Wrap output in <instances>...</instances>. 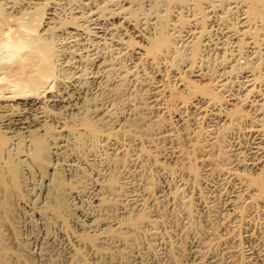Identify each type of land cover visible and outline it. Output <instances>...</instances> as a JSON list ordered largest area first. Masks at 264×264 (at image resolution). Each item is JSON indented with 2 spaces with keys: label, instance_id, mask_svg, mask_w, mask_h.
<instances>
[{
  "label": "rangeland",
  "instance_id": "374dc122",
  "mask_svg": "<svg viewBox=\"0 0 264 264\" xmlns=\"http://www.w3.org/2000/svg\"><path fill=\"white\" fill-rule=\"evenodd\" d=\"M115 1L123 0L93 2ZM0 2L26 19L45 9L35 33L56 38L71 61L63 73L81 86L76 118L96 120L0 151L22 161L16 180L0 159V263L264 264V177L250 165L264 103L235 105L264 82V21L249 18V0H142L130 21L150 33L164 25L159 53L140 49L132 26L108 15L103 24L127 29L114 34L124 43L84 34L85 47L60 46L48 13L88 0ZM248 74L254 87L242 84ZM12 98L0 94V103Z\"/></svg>",
  "mask_w": 264,
  "mask_h": 264
},
{
  "label": "bare ground",
  "instance_id": "6f19581e",
  "mask_svg": "<svg viewBox=\"0 0 264 264\" xmlns=\"http://www.w3.org/2000/svg\"><path fill=\"white\" fill-rule=\"evenodd\" d=\"M93 1L94 0H88V2H85L81 7L82 10L79 11L71 9V11L67 13L69 10L57 8L53 9V12L48 13L51 14V16L48 17V22L46 24L48 25V29L46 30H59V32L62 33L58 35H61V39L58 40L61 41L59 43L60 46L64 47L68 45L70 47L71 43H75L78 47H85L87 36H84V34H88L94 38L92 40L94 42L93 44H96L95 41L97 40V43L99 40H112L116 43H124L123 38L121 39L122 41L120 40L121 42L117 39L116 41L114 34L118 31L117 29H122L121 34L124 35L127 29L115 25L113 21L107 22V25L103 24L101 20L102 17L108 15L109 18H107V20L120 18L124 19L128 25H131L133 35L141 39L145 44L144 46L142 44L140 49L144 50L146 53L164 52L166 49L164 48L166 46L165 39H167H163V37L166 36L164 25L160 27L159 31L150 33L141 24H133L130 21L131 16H133L137 10L134 7H140L142 5V0H123L121 2L115 1L105 4ZM239 1L243 2L244 0ZM249 2V18L251 20L259 19L263 22L264 13L261 12L259 7V0H249ZM127 4H129V6L126 7ZM5 5L6 3L0 2V94L2 97H5V94L9 92L13 94L12 99H15V101L13 102V100H11L0 103V151H2L8 141H12V139L14 141L18 140V143L28 139V142L34 146V144L43 140L48 134L53 133L51 132L52 129L62 132L65 128L72 127L74 122L72 123L71 121H73V119H78L77 121L79 123H74L76 128L79 126L94 127L93 125L96 123V120L93 117L90 118L89 116L88 119H82L81 117L76 118L82 100L81 86L79 87V85H76V82H69L70 80L68 81L67 78L69 79L72 77L65 76L63 73V70L67 71V69L71 68V61H68L66 58H60L61 56L63 57L64 52L62 49L60 51L57 46L55 48L54 39L56 38L50 37L49 34L46 38H44L45 36L42 33L36 34L39 31L43 16L46 13V11L41 10L45 9L43 8L40 11L36 9L33 13H27L30 14V17L26 19V15L25 17L24 14H21V16L18 15L22 12L20 10L17 12L14 6L6 8ZM12 8L14 10L10 11ZM15 12L17 13L14 14ZM66 14L70 15L63 18ZM64 27H69L72 30H65L63 32L62 30ZM33 32L36 33L32 34ZM126 42L131 41L126 40ZM60 53H62V55ZM52 78L58 80L56 92H52L40 98V90L46 87V84ZM256 80L257 78L255 75L248 74L244 77L242 84H246V86L249 84L248 86L254 87ZM263 85L264 82H261L260 88L256 93L257 95H255L254 98L252 97V100H248L249 96H245L244 98L238 97L240 101L235 105L242 102H249L251 105L254 102L256 104V102L258 103L260 101L264 103ZM251 91L253 92L252 89H247L246 93H250ZM233 96L235 95L233 94ZM233 98L235 99V97ZM244 117L245 116L242 114H238L234 116L233 119L241 121ZM69 121L72 123V126H69ZM49 123L52 124L49 125ZM53 138L59 139L60 136L58 134H53ZM17 150L16 154H19V152L21 153L19 145ZM43 151L44 150H38L36 152V155H34L36 160L37 158H44ZM10 152V149L9 151L6 150V158L3 156V158H5L4 160L0 154V159L2 158L1 162L3 163H1V165L5 168L6 174L9 172L8 174H12L17 180L19 179V174L16 166L20 164L21 160L18 159L13 163L12 161L10 162L9 156L11 154L15 155V153ZM251 155V167L258 172V175L264 177V131L258 133L257 141L251 149ZM4 180L6 183L5 178L3 181ZM1 259L0 261L2 262Z\"/></svg>",
  "mask_w": 264,
  "mask_h": 264
}]
</instances>
